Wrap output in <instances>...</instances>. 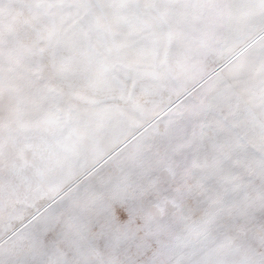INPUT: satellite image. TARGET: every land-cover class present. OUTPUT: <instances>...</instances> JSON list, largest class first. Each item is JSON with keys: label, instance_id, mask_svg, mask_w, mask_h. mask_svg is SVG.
Instances as JSON below:
<instances>
[{"label": "snow or ice", "instance_id": "obj_1", "mask_svg": "<svg viewBox=\"0 0 264 264\" xmlns=\"http://www.w3.org/2000/svg\"><path fill=\"white\" fill-rule=\"evenodd\" d=\"M0 264H264V0H0Z\"/></svg>", "mask_w": 264, "mask_h": 264}]
</instances>
